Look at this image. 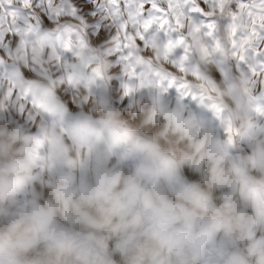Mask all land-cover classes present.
<instances>
[{"label": "clouds", "instance_id": "9594fccd", "mask_svg": "<svg viewBox=\"0 0 264 264\" xmlns=\"http://www.w3.org/2000/svg\"><path fill=\"white\" fill-rule=\"evenodd\" d=\"M71 15L0 48V264H264V67L190 14L63 56Z\"/></svg>", "mask_w": 264, "mask_h": 264}, {"label": "snow or ice", "instance_id": "6c2138e0", "mask_svg": "<svg viewBox=\"0 0 264 264\" xmlns=\"http://www.w3.org/2000/svg\"><path fill=\"white\" fill-rule=\"evenodd\" d=\"M204 5L219 9L220 15L204 14L200 0H0V48L10 35H18L24 23H30L34 34L40 35L41 13L55 18L62 12L72 15L59 29L58 47L61 55L74 51L73 44L81 36L95 38L100 44L114 36L115 25L123 27L118 36V51L127 48L129 34L139 31L140 39L148 42L154 32L170 43L183 38L176 32L181 15L190 14L205 26L210 43L219 48L217 25L232 33L233 51L241 61L247 56L249 66L264 67V0H203ZM83 23L84 32L71 25ZM84 40L80 39V46ZM186 51V49H184ZM138 51V49H137Z\"/></svg>", "mask_w": 264, "mask_h": 264}]
</instances>
